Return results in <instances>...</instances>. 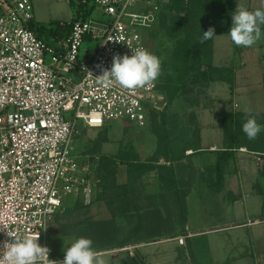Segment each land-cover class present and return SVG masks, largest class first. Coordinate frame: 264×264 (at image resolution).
Instances as JSON below:
<instances>
[{
	"label": "built area",
	"instance_id": "1",
	"mask_svg": "<svg viewBox=\"0 0 264 264\" xmlns=\"http://www.w3.org/2000/svg\"><path fill=\"white\" fill-rule=\"evenodd\" d=\"M68 1L81 9L71 28L64 37L44 40L30 28L32 0H0V224L12 236H39L48 248V232L67 198L89 206L102 186L83 153L73 155L81 129H102L115 121L146 127L160 86L158 78L125 88L98 76L111 68L115 55H131L132 49L155 54L146 33L158 29L165 0ZM72 111L71 120L66 115ZM261 224L264 218L242 226ZM9 235L0 230V253L5 241L14 240ZM192 236L177 240L186 245ZM145 245L95 252H128L134 258ZM48 256L64 259L51 251Z\"/></svg>",
	"mask_w": 264,
	"mask_h": 264
},
{
	"label": "rangeland",
	"instance_id": "2",
	"mask_svg": "<svg viewBox=\"0 0 264 264\" xmlns=\"http://www.w3.org/2000/svg\"><path fill=\"white\" fill-rule=\"evenodd\" d=\"M32 2L34 6V22L39 24V26L53 29L69 23L81 11L80 8L71 4L68 0H32ZM169 4L170 0H166L165 12H168L169 17L172 15L176 16L179 21L175 23V26H172L169 19L168 25L171 30L169 32L159 26L157 30L147 31L146 33V38L149 40L155 55L161 60V72L157 77L161 85L166 84L169 76L174 78L173 57L183 45L182 42L186 37L184 30H177L181 20L185 18V13H170L167 11ZM131 11L139 10L134 8ZM178 28L180 29V27ZM201 31L202 29L200 28L190 30L191 42L198 38ZM171 32H178V35L172 37L169 35ZM51 38L53 37L47 40ZM227 40L226 36L215 40V66L224 67L230 65L226 61L227 53L222 47V44L226 43ZM85 46L92 47V44L86 43ZM172 85L173 83L171 87ZM210 85L207 87L188 85L189 91L186 93V89H182L173 102H170L167 92L160 88L156 93L158 98L157 105L149 113L148 125L146 127H137L130 124H121L118 121L112 122L111 126L107 127L106 142L100 141L106 135L103 129H81L79 140H75L72 144L73 155L80 156L83 153L86 163L95 169L96 174L102 180V186L93 203H97V200L102 201L111 212L115 210L117 216L124 214L126 223L124 226L121 224L122 221H117L116 219V224L125 228L123 237H131L129 234L131 228L139 222L146 224V220L144 218V220L141 219L144 214L148 218L154 217L152 213L156 208L160 209L164 218V222L159 225V233L161 235L144 239L147 245L138 248L133 259L128 252H110L96 256V264H194L188 249V240L186 245H180L177 238L187 235L190 230L189 220L191 216L197 217L198 195H202L204 190L211 189L213 185L217 184L216 157L211 156L209 152L188 150L185 152L183 161L180 160L181 162L176 161L173 163L172 166H174L178 177L177 185L182 199L184 198L183 200L185 201V213L182 219L174 197V189L167 186L165 190H162L160 187L158 194H153L156 185L161 186L157 171L146 173L138 181L129 184L128 171L131 163L135 160L148 162L153 159L162 134V120L164 117H166L172 138L179 140L175 151L182 153V149L187 144H191L194 147L199 144L201 146V135L204 130L209 132L212 143H215V138H218L219 134L223 133L222 121L225 111L264 114V82L260 87L240 88L238 92L231 88L232 84H223L221 88L208 89ZM73 114L74 111L69 112L66 117L72 120ZM224 144L225 141L222 143V148H224ZM246 150V148L240 149L238 151L239 157L235 160L236 164L234 165L232 161H229L225 164L223 172L225 173V170L228 169L227 171L232 173V175L234 173V175H238L234 170L239 169L242 174H247V182L244 181V184H248V189H253L257 192L255 183L259 179V169L263 164V160L258 153L250 152L249 150L246 153ZM97 157H99V160L96 159ZM105 158L108 160H104ZM161 163L164 162L162 161ZM69 201L76 203L77 207H74L75 209L73 210L63 208L56 216L48 232V246L51 253L55 256H65L63 249L64 247L67 248V242L77 238L74 235L65 236L66 234H64L62 227L76 221V218H78L76 209L83 204L74 200L73 197L67 198L65 204ZM212 216H207L208 220L215 217L213 214ZM263 216V214L262 216H254L252 219L262 218ZM217 219L218 221L222 220L220 218ZM247 221L248 219L244 220L243 224ZM218 223L224 224L223 222ZM243 224H235V226H229V228H240L243 227ZM214 225L209 224L210 227ZM262 225L264 226V224ZM151 232H153L152 229ZM193 233L196 234V237L203 232L196 230ZM141 234L145 235L146 229ZM222 236L224 237L225 235L216 237L222 238ZM87 237L98 244L94 248L101 247L100 242L91 234ZM118 245L113 247L104 246L106 248L94 250H109L118 247ZM237 263L241 264L242 262L238 261ZM247 263L252 264L248 260Z\"/></svg>",
	"mask_w": 264,
	"mask_h": 264
},
{
	"label": "trees",
	"instance_id": "3",
	"mask_svg": "<svg viewBox=\"0 0 264 264\" xmlns=\"http://www.w3.org/2000/svg\"><path fill=\"white\" fill-rule=\"evenodd\" d=\"M170 13L180 12L185 13L184 19L181 20L180 29L186 32V37L182 42V46L177 50L173 57V70L174 78L169 76L166 84L159 86L168 94L170 102H173L176 96L182 89L189 91L188 85H201L207 87L211 82L215 80H224L228 69L218 70L213 67V40L200 42V37L203 35V31H207L210 27L215 29V34L229 33V29L232 26V13L234 12V0H170V4L167 8ZM168 12L164 11L160 17L159 26L165 29L167 32L171 31L168 25L169 19L172 26L178 22L176 16H168ZM198 27V28H197ZM30 28L34 31L39 38L47 40L50 37H64L71 28L70 23L63 24L56 29L39 26V24L32 22ZM202 29L200 35L195 41L190 40V30ZM170 36L178 35V32H171ZM173 83L172 87L171 84ZM256 116L257 122L264 125V114H253ZM246 120V112H234L225 111L223 115V133H224V148L217 151L218 161L216 164V170L218 172L217 184L213 185V189L221 190L224 182V166L231 159H236L237 152L246 148L250 152L258 153L263 160V164L259 169V182L256 184V191L264 196V129L258 134L255 139L249 140L246 134L242 130V125ZM105 132V136L100 141H107V127L102 128ZM177 139V138H176ZM173 139L166 117L162 120V134L159 138L158 147L152 160L148 162H140L135 160L131 163L129 168V183L138 181L141 176L146 173L157 171L159 180L161 183V189L165 190L167 186H170L175 190L174 197L176 198L178 208L180 211L181 219L184 218L185 213V201L182 199L181 192L178 188V180L173 165L174 162L180 161L185 158V152L188 150L200 151L201 147L198 145L194 147L191 144H187L182 153H177L175 147L178 139ZM200 141V139H199ZM104 160H108L105 158ZM164 163H161V162ZM126 184V185H128ZM125 185V186H126ZM112 210V209H111ZM154 217H146L145 214L141 216L142 220H146V224L139 222L133 228H131L129 234L131 237H123L125 228H122L116 224V212L112 210L113 218L107 221H94L88 220L79 222L77 224H66L62 227L64 234L74 235L77 238L83 236L87 237L89 234L98 240L101 247H96L98 244L93 242V248H106L104 246H126L128 244L144 242V239L149 237L160 236L159 229L160 223L164 222V218L159 208L152 213ZM157 215V216H155ZM144 218V219H143ZM94 229V230H93ZM146 229V234L141 232ZM151 229L153 232H151ZM159 229V230H158ZM93 232V234H92ZM189 252L191 254L194 264L198 263L193 249L192 242L188 240Z\"/></svg>",
	"mask_w": 264,
	"mask_h": 264
},
{
	"label": "crops",
	"instance_id": "4",
	"mask_svg": "<svg viewBox=\"0 0 264 264\" xmlns=\"http://www.w3.org/2000/svg\"><path fill=\"white\" fill-rule=\"evenodd\" d=\"M238 4L251 11L264 9V0H234V11ZM259 27L261 29V37L250 47L235 45L232 42L229 33L220 34L214 38L212 54L213 67L218 70H224L227 68L228 73L226 72V74H224V80H215L211 82L208 89H213L215 87L221 88L223 87V84H232L231 88H234V91L238 92L240 88H249L253 86L260 87L261 84H263L264 25H259ZM223 36H226L228 39L226 43L222 44V47L227 53L226 61H228L230 65L224 67L215 66V40ZM215 139L216 142L212 143L213 141L212 138H210L209 132H205L204 130L201 135L200 151L209 152V154L216 157L218 161L217 151L223 149V133H220L218 138ZM247 151L248 150H246V153ZM237 155L235 160L239 157L238 152ZM235 160L231 159L230 161L235 165ZM227 170L228 169H226L224 173L223 188L221 190L209 188L204 190L203 194H199L197 197V217H194V215L191 216L189 220L190 230L187 232V234L193 235L190 238L192 240L194 255L200 264H238V261L242 262L241 264H248L247 260L252 264H264V226L261 224L252 227L243 226L240 228H229V226H235V224L241 225L244 220L252 219L254 216L264 215V196L258 191L255 192L253 189H248V184H244V181L247 179V174H242V171L240 172L238 169L234 170L238 175H234L235 173L232 175V173ZM256 181L255 187L259 182V179ZM160 187V185H156L153 192L154 195L158 194ZM74 200L80 201L77 199ZM80 203L83 205H80V207H82L81 209H79L80 207L76 209L78 218H76L74 223L88 220L107 221L113 218L112 212L102 201L97 200V203L95 202L89 206H86L82 201H80ZM74 207H77L76 203L71 201L64 205V209L68 210H73L75 209ZM212 214L216 218L214 217L208 220L207 216L213 217ZM123 215V213L118 216L116 215L117 221H122V226L126 224ZM217 218L222 220L218 221ZM262 218H264V216ZM218 222H223L224 224L221 225ZM209 224L215 225L210 227ZM194 230H198L199 232L202 231L203 233L200 235L198 234L199 236L195 237L196 234L193 233L195 232ZM219 235L225 236H222V238L216 237ZM228 236H230L229 239ZM190 238L187 240H190Z\"/></svg>",
	"mask_w": 264,
	"mask_h": 264
},
{
	"label": "clouds",
	"instance_id": "5",
	"mask_svg": "<svg viewBox=\"0 0 264 264\" xmlns=\"http://www.w3.org/2000/svg\"><path fill=\"white\" fill-rule=\"evenodd\" d=\"M259 25H264V9L251 11L238 4L232 13V26L229 36L237 46H253L261 37ZM215 29L210 27L203 31L200 42L212 40L216 37ZM99 67V65H98ZM103 74L98 76L101 82H116L121 87L136 88L151 83L157 79L161 72V60L155 54L144 49H132V54L115 55L111 68H103ZM264 129V125L257 122L256 116L246 112V120L242 130L249 140L255 139ZM0 230L8 233L7 227L0 224ZM12 236V235H9ZM14 240L5 241L4 251L0 253V264H37L39 260L47 258L49 264H96V252L93 241L88 237L75 238L64 247V259L50 260V249L41 246L38 237L31 235L12 236ZM65 245V241H64Z\"/></svg>",
	"mask_w": 264,
	"mask_h": 264
}]
</instances>
